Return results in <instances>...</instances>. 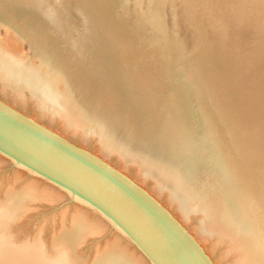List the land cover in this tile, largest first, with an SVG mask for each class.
I'll use <instances>...</instances> for the list:
<instances>
[{"label":"bare ground","instance_id":"1","mask_svg":"<svg viewBox=\"0 0 264 264\" xmlns=\"http://www.w3.org/2000/svg\"><path fill=\"white\" fill-rule=\"evenodd\" d=\"M11 3L0 0V34L13 30L28 56L0 42V100L22 114L30 105L35 122L85 150L91 141L90 153L114 158L141 188L150 182L144 189L213 264H264V0H96L125 47L109 58L102 52L115 47L101 34L85 43L89 55L68 52L42 37L36 12ZM109 84L126 114L94 97ZM61 192L32 178L0 193V264H150L76 202L51 244L39 235L17 242L10 228L24 204ZM106 226L113 232L85 262L77 248Z\"/></svg>","mask_w":264,"mask_h":264},{"label":"water","instance_id":"2","mask_svg":"<svg viewBox=\"0 0 264 264\" xmlns=\"http://www.w3.org/2000/svg\"><path fill=\"white\" fill-rule=\"evenodd\" d=\"M10 1L16 12H36L42 37L54 36L57 45L68 52L74 49L78 55H89L91 49H84L85 43L89 40L95 44L100 34L115 47L104 49L102 53L107 58L125 48L109 13L96 0ZM81 70L88 73V68ZM0 157L64 192L70 202L97 212L129 239L150 264H213L188 231L144 188L2 100Z\"/></svg>","mask_w":264,"mask_h":264},{"label":"rangeland","instance_id":"3","mask_svg":"<svg viewBox=\"0 0 264 264\" xmlns=\"http://www.w3.org/2000/svg\"><path fill=\"white\" fill-rule=\"evenodd\" d=\"M128 0H116V3L119 4L118 7L124 6ZM4 31L0 34V42H5L11 44V46L16 45V47L10 48L14 52H19L20 55L27 57V46H25L24 42L20 41L19 38L14 34V31ZM74 80V82L78 84L76 78L73 75L68 73ZM71 81V79H70ZM76 84V85H77ZM81 88V86L79 87ZM82 89V88H81ZM94 97L101 100V98L106 100L107 102L111 103L112 106L118 108L120 113L126 114L129 112L127 110L125 102L122 100V97L113 89L111 84L108 85V89H105V92H96ZM1 98V96H0ZM2 99V98H1ZM4 102H8L11 100H5ZM33 108L28 105L26 110H24V115L28 117H32L33 115ZM47 121L45 124L42 125L47 127ZM48 128V127H47ZM50 130H56V126L49 128ZM71 139H74L75 142L71 140L74 144L78 143L80 145V141L77 138L72 136ZM83 146V145H82ZM84 146L88 149V151L94 152V143L89 141V143H85ZM86 149V150H87ZM108 164L115 166L114 158L112 160H107ZM21 169H16L13 164L5 159L0 157V193H4L5 191L8 192L9 189L21 190L25 189L31 179L33 178L32 175L24 172ZM23 173V174H22ZM130 177L134 175L133 167L128 171ZM151 187V183L148 182L144 185V188L149 190ZM30 202V203H28ZM23 206V216H21L16 222H14L10 228L11 235L15 237V240L22 241L23 239H30L32 240L35 235H39V237L44 241L51 244L52 240L56 237L59 230L62 228H68L70 225V220L73 215L72 205L73 203L70 202V199L65 195V193L55 195V196H46L45 198L38 197L37 199L28 201ZM113 229L111 227L105 228V232L100 235H96L97 233L92 232V234L87 236L84 243L77 248V255L81 257L85 262H90L94 255L100 251L102 248V244L104 241L111 235ZM139 251V250H138Z\"/></svg>","mask_w":264,"mask_h":264}]
</instances>
